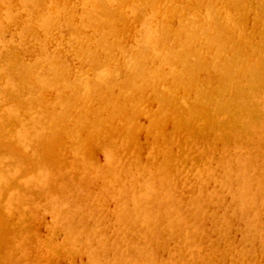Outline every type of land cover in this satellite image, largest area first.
Listing matches in <instances>:
<instances>
[{
	"label": "bare ground",
	"instance_id": "obj_1",
	"mask_svg": "<svg viewBox=\"0 0 264 264\" xmlns=\"http://www.w3.org/2000/svg\"><path fill=\"white\" fill-rule=\"evenodd\" d=\"M0 264H264V0H0Z\"/></svg>",
	"mask_w": 264,
	"mask_h": 264
}]
</instances>
